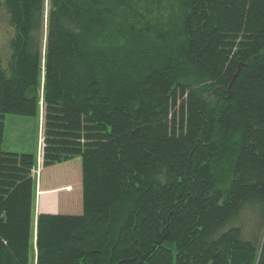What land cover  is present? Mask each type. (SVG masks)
I'll use <instances>...</instances> for the list:
<instances>
[{"label":"trees","instance_id":"obj_1","mask_svg":"<svg viewBox=\"0 0 264 264\" xmlns=\"http://www.w3.org/2000/svg\"><path fill=\"white\" fill-rule=\"evenodd\" d=\"M0 19V264H264V0H0ZM41 110V166L80 158V214L36 215L35 156L1 148L6 115Z\"/></svg>","mask_w":264,"mask_h":264},{"label":"rangeland","instance_id":"obj_2","mask_svg":"<svg viewBox=\"0 0 264 264\" xmlns=\"http://www.w3.org/2000/svg\"><path fill=\"white\" fill-rule=\"evenodd\" d=\"M5 25L0 19V47L4 48ZM43 132V115L42 110L39 119L36 117L23 116V115H6L4 119V140L1 148L6 151L16 153H29L36 158V168L33 172L35 180V190L47 188L50 185L60 187V208L59 211L65 214L81 213V161L76 157L70 161L61 164L42 167V143L39 139L42 137ZM42 141V140H41ZM64 184L72 189L69 194L72 199H76L74 195L78 194L77 205H69L68 194L69 191L62 187ZM73 188H72V187ZM63 188V189H62ZM64 190V191H63ZM77 191V192H76ZM36 207L38 209V198L36 200ZM58 212V211H57ZM42 213H56L42 212ZM36 214V209H35ZM39 214V213H38ZM36 214V215H38ZM252 223V222H251ZM249 220L245 223V230L250 229L252 224ZM28 264H33V252L30 251V259Z\"/></svg>","mask_w":264,"mask_h":264},{"label":"crops","instance_id":"obj_3","mask_svg":"<svg viewBox=\"0 0 264 264\" xmlns=\"http://www.w3.org/2000/svg\"><path fill=\"white\" fill-rule=\"evenodd\" d=\"M42 137L39 139V145H40V142L42 143ZM64 186H66L67 188H68V185H66V184H64L62 187H64ZM72 187V186H71ZM65 188V187H64ZM73 188V187H72ZM58 189H60V187H55V186H53V185H50V186H48L47 188H41V189H38L37 188V191H36V200H37V198H38V209H37V207H36V205H35V209H36V214H38V213H42V210H41V207H40V202H41V198H42V195H48V196H50V197H54V199H55V206H54V212L56 211H58V212H60L59 211V206H60V195H58L59 194V191H57ZM63 189V188H62ZM64 191V190H63ZM67 194L69 193V194H71L72 193V190L69 192V191H65ZM67 195L68 196V198H69V202H68V204L69 205H77V199H76V202H75V199H72V197H70V195ZM76 195H74V197H75Z\"/></svg>","mask_w":264,"mask_h":264},{"label":"bare ground","instance_id":"obj_4","mask_svg":"<svg viewBox=\"0 0 264 264\" xmlns=\"http://www.w3.org/2000/svg\"><path fill=\"white\" fill-rule=\"evenodd\" d=\"M160 40V39H159Z\"/></svg>","mask_w":264,"mask_h":264},{"label":"clouds","instance_id":"obj_5","mask_svg":"<svg viewBox=\"0 0 264 264\" xmlns=\"http://www.w3.org/2000/svg\"><path fill=\"white\" fill-rule=\"evenodd\" d=\"M42 145V144H41Z\"/></svg>","mask_w":264,"mask_h":264}]
</instances>
